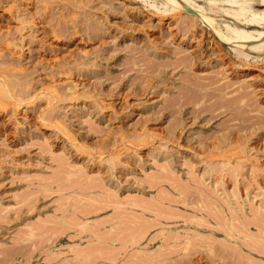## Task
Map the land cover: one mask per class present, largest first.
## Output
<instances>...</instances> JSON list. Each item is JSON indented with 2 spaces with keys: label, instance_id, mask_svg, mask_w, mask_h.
Returning <instances> with one entry per match:
<instances>
[{
  "label": "rangeland",
  "instance_id": "obj_1",
  "mask_svg": "<svg viewBox=\"0 0 264 264\" xmlns=\"http://www.w3.org/2000/svg\"><path fill=\"white\" fill-rule=\"evenodd\" d=\"M164 6L0 0V264H264V47Z\"/></svg>",
  "mask_w": 264,
  "mask_h": 264
},
{
  "label": "bare ground",
  "instance_id": "obj_2",
  "mask_svg": "<svg viewBox=\"0 0 264 264\" xmlns=\"http://www.w3.org/2000/svg\"><path fill=\"white\" fill-rule=\"evenodd\" d=\"M204 1H206L208 4L204 5L201 3L200 0H161V3L165 4V6H166V7L164 6L165 7L164 12L167 11L168 9H170V7H172L171 10H173V9L178 10V12L179 11L188 12V14L193 19L194 24L195 23L197 24V22H198V23H200V25L203 24L204 26L214 30L218 34L219 39L227 42V44L232 45V47L235 49H237V48H239V49L240 48H250V49L255 50V49H258V48L260 49V48L264 47V30L256 29L254 27H253L254 29L250 28V25L251 26L252 25L264 26V8H259L257 6V5H263L264 6V0H204ZM89 7H91V6H89ZM71 12H72V10H71ZM176 13H177V11H176ZM79 14H81V13H79ZM73 15H75V14H73ZM188 23L189 22H187V25H188ZM189 28H190V26H189ZM136 30H137V28H136ZM84 32H86V31L84 30ZM175 34H177V33H175ZM86 35H88V34H86ZM210 36H212V34ZM34 37H36V36L34 35ZM213 40L214 41L212 42V46L218 52L217 54L224 55L225 53L223 51L222 45H220L218 43V40L214 39V37H213ZM244 52L246 53V51H244ZM247 54H248V52H247ZM198 66L200 69L203 68V67H200L199 64H198ZM251 67L247 66V67L237 68V72H240V73L249 72V70H251ZM142 94H143V92H142Z\"/></svg>",
  "mask_w": 264,
  "mask_h": 264
}]
</instances>
